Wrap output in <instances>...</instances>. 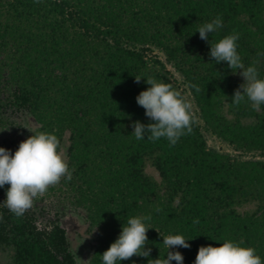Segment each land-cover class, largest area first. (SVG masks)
<instances>
[{"label": "trees", "instance_id": "trees-1", "mask_svg": "<svg viewBox=\"0 0 264 264\" xmlns=\"http://www.w3.org/2000/svg\"><path fill=\"white\" fill-rule=\"evenodd\" d=\"M217 16L223 27L209 40L238 33L242 62L258 60L264 78V0H0V128L9 110H19L34 119V132L54 133L61 145L66 135L72 179L48 190L84 211L94 231L88 264H103L101 254L129 217L149 214L150 257L120 264L166 258L168 234L189 239V248L169 249L183 264H194L200 246L225 239L243 240L264 261V105H233L243 77L216 63L196 32ZM153 49L195 106L193 131L175 146L132 133L134 121L152 122L136 101L149 87L145 77L184 95L149 56ZM135 76L143 77L137 83ZM203 130L235 152L209 146ZM6 142L0 147L10 151ZM7 187L0 188V250L9 264H77L58 219L40 226L35 204L16 217L3 203Z\"/></svg>", "mask_w": 264, "mask_h": 264}, {"label": "clouds", "instance_id": "clouds-1", "mask_svg": "<svg viewBox=\"0 0 264 264\" xmlns=\"http://www.w3.org/2000/svg\"><path fill=\"white\" fill-rule=\"evenodd\" d=\"M40 2L41 0H34V3ZM222 27V18L217 16L210 22L199 25L196 32L200 39L210 43L209 55L216 63L227 62L233 74L238 73L243 77V83L232 96L233 105L239 106L242 102H247L253 110L259 111L260 106L264 105V78L260 77L256 66L259 61L249 66L242 62L237 51L238 33L225 35L217 42L210 41L209 34ZM258 56H264V53H258ZM142 77L135 76L136 82L139 83ZM145 78L149 87L138 94L136 101L152 122L143 124L138 120L134 121L132 133L137 140H142L147 135L150 141L164 138L170 146H175L182 136L192 133L193 125L197 122L193 104L171 84L158 81L152 76ZM191 87L197 92L201 91L196 85ZM29 131L32 135L22 140L14 153L0 147V188L8 185L3 203L16 217H22L33 207L37 198L42 197L50 187L59 184L62 178L69 181L72 179L58 137L54 133ZM156 211L160 209L157 208ZM150 220V214L129 217L127 223L122 225L118 238L101 254L103 264H120L133 256L150 257L151 248L146 247L150 227L145 223ZM196 222L198 221H194ZM162 237L167 249L166 258L159 256L148 259L147 264H171L172 261L183 264V255L169 249L189 248V239L179 234ZM243 243V240L236 242L225 239L218 246H200L194 264H264L256 250L242 246Z\"/></svg>", "mask_w": 264, "mask_h": 264}, {"label": "rangeland", "instance_id": "rangeland-1", "mask_svg": "<svg viewBox=\"0 0 264 264\" xmlns=\"http://www.w3.org/2000/svg\"><path fill=\"white\" fill-rule=\"evenodd\" d=\"M148 54L151 57H157L165 64L171 74V79L177 84V86H179L184 92L185 97H187L193 104L187 90L185 89L186 87L182 82L181 76L166 62L164 55L157 49H153ZM193 109L195 111L194 104ZM8 116L10 122L5 127L0 128V140L5 139L7 141L6 143L10 146V152L14 153L18 148L19 143L29 137V129H35L36 122L30 114L25 111L9 110ZM203 133L209 146L229 153L235 152L229 144L221 141L210 132L203 130ZM66 147L67 140L65 135L61 145L64 157L66 155ZM34 204L38 205L40 208L38 224L44 226L50 220L58 219L60 225L66 230L69 247L75 257L76 263L88 264V259L91 253L90 239L94 234V231L89 232L84 211L81 208L75 207L68 198L59 194L57 190H47L42 197H39L34 201ZM85 236L88 237L84 239ZM0 264H9L8 256L2 250H0Z\"/></svg>", "mask_w": 264, "mask_h": 264}]
</instances>
